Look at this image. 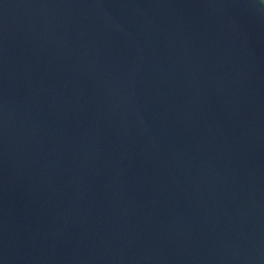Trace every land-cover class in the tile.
Masks as SVG:
<instances>
[{"label":"water","instance_id":"1","mask_svg":"<svg viewBox=\"0 0 264 264\" xmlns=\"http://www.w3.org/2000/svg\"><path fill=\"white\" fill-rule=\"evenodd\" d=\"M0 264H264V0H0Z\"/></svg>","mask_w":264,"mask_h":264}]
</instances>
